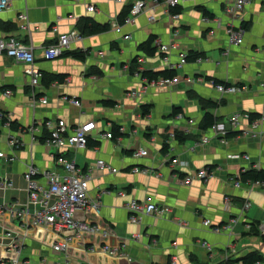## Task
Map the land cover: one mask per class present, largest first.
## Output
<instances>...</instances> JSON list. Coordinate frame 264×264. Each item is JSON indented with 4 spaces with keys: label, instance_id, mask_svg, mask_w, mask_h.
I'll return each mask as SVG.
<instances>
[{
    "label": "crops",
    "instance_id": "1",
    "mask_svg": "<svg viewBox=\"0 0 264 264\" xmlns=\"http://www.w3.org/2000/svg\"><path fill=\"white\" fill-rule=\"evenodd\" d=\"M135 1L12 0L0 12V37L32 45L41 75L63 76L61 83L48 85L41 78L35 91L47 104L32 108L26 66L0 55V152L14 158L0 159V181L12 184L0 187V207H26L23 175L28 164L40 172L63 171L54 162L53 150L43 143L47 125L58 121L69 130L87 121L96 124L86 148L69 149L63 158L89 173L88 199L100 200L98 211L87 207L76 214L96 231L72 242L66 253L52 249L59 237L52 231L21 227L4 212L0 257L16 259L17 264H242L240 258L252 252L264 258V190L251 183L234 186L240 172L253 167L264 171V140L258 136L264 125L251 126L264 117V0H252L236 18L225 14L232 0H193L175 9L177 20L162 5L146 0L152 12L123 24L121 13ZM90 6L94 10L88 12ZM23 14L27 29L20 19ZM150 14L155 21H148ZM85 20L107 29L89 33ZM227 28L243 32L241 45L229 43ZM70 32L82 38L61 57L44 60L43 51L57 34ZM151 37L156 52L148 57L138 47ZM76 51L86 54L83 61L68 56ZM181 54L186 63L170 69ZM188 54L194 55L191 60ZM166 55L168 63L163 61ZM164 70L175 71V84H145L140 75ZM216 86L242 90L220 95ZM108 100L114 104L106 106L103 102ZM205 113L216 123L226 122L223 140L214 138L211 129L199 128ZM235 114L240 115L239 125L232 129L227 121ZM250 115L259 117L252 122ZM9 122L17 129L11 130ZM113 126L118 128L115 135ZM107 133L110 138H105ZM204 139L208 143H202ZM10 141L15 142L12 148ZM164 144L166 153L161 152ZM138 150L147 155L134 157ZM172 159L186 161L188 167H173ZM98 160L117 173L99 170ZM206 167L209 177L197 179L195 173ZM134 168L141 172H132ZM145 199L169 207L171 214L133 221L125 205ZM231 220H236L231 230L214 231L231 226ZM247 225H256L259 235L249 234ZM7 232L18 240L7 241ZM103 246L117 249L115 255L104 254Z\"/></svg>",
    "mask_w": 264,
    "mask_h": 264
},
{
    "label": "built area",
    "instance_id": "2",
    "mask_svg": "<svg viewBox=\"0 0 264 264\" xmlns=\"http://www.w3.org/2000/svg\"><path fill=\"white\" fill-rule=\"evenodd\" d=\"M12 0H0V12L8 9ZM119 3L121 0H114ZM193 0H151V5H162L166 11L169 12L170 17L173 20H177L179 15L174 11L182 3ZM252 0H232L229 5L225 6V14L229 17L236 18L244 9L246 5L251 3ZM152 7V6H151ZM150 3L146 0H136L129 8L127 16L123 20V24H132L136 16L144 12H152ZM94 7L90 6L87 11H93ZM21 21L25 23V28L29 27L27 22V16L25 14L20 15ZM149 22L155 21L154 16L150 14L148 17ZM121 25L115 26V31L120 32ZM226 36L230 44L238 46L242 44V31L227 28ZM81 35L70 32L67 34H57L54 43L46 47L43 51V59L46 61L55 60L68 51H70V45L74 41L80 40ZM128 39L130 37H127ZM161 51L164 54L168 53L166 46L161 47ZM0 55L12 59L14 62L26 66V73L29 78L30 88V103L31 107L35 108L38 103L43 105L47 104V100L37 98L35 88L39 86L42 75L34 65L33 47L30 44H24L18 42L13 38L0 37ZM141 61V59H139ZM163 61L168 63L167 55L164 56ZM142 62V61H141ZM186 63V56L181 54L176 64H172L170 69L180 68ZM143 79V78H142ZM145 84L155 85L159 87H168L176 83V80L171 78L159 79L157 81H148L143 79ZM217 92L220 95L223 94H236L241 91L242 88L234 86H216ZM10 92H6L9 95ZM70 103L76 107L79 106L77 100L71 99ZM238 114L232 115L228 119V123L232 129L238 128L239 125ZM243 118L247 119L245 115ZM253 122V121H252ZM251 122V123H252ZM8 124V123H7ZM260 124L264 125V117H260L258 120L252 123V128L256 129ZM47 136L43 139L44 145L53 150L54 162L63 171L58 172L44 171L40 172L32 163L28 164L26 171L23 175L25 183V192L27 194L26 207L19 209L16 205H3L0 207V215L4 212L7 213L11 220L19 221L21 227L28 226L30 228H42L52 231L58 235L57 241L52 245V249L55 252L66 253L70 249L71 243L74 241H82L84 235L96 231L95 227H92L85 220H80L76 217V214L85 210L87 207L93 208L95 211L100 209V200L90 202L88 199V182L90 180L89 173L77 168L73 163L65 160L63 155L69 149H84L87 146V142L91 134L96 129V124L93 121H87L79 126H76L72 130L67 129L66 124L63 121H58L54 125H47ZM211 133L214 138L223 140L227 135L226 122H217L211 128ZM259 138L264 140V128L259 132ZM111 134H105V138H110ZM209 139L202 140V143H208ZM10 148L15 144L14 141H10ZM145 150H138L133 154L134 157L146 156ZM233 158H239L235 156ZM245 160L249 158L243 157ZM0 159L5 161L14 162V158L4 155L0 152ZM173 167H180L182 169L188 167L186 161H180L178 159H172L170 161ZM96 166L101 171H107L111 174L117 173V169L111 168L102 160L96 162ZM252 169H256L253 167ZM246 171V170H244ZM242 171V172H244ZM132 172L138 173L141 170L134 168ZM210 175L209 169H200L195 173L197 179L206 180ZM241 182L237 179L234 181L236 188L240 187ZM253 186L264 190V181L251 183ZM0 187L11 188L12 184L5 181H0ZM121 195V194H120ZM248 206V203L245 207ZM126 210L132 215L133 221L141 216L155 215L160 218H166L171 214V209L167 206H159L151 202L149 199L144 201L131 200L125 205ZM231 226L228 227H216L214 231L222 232L229 231L231 227L236 224V220L230 221ZM210 223L204 221V225L208 226ZM248 230L251 229V225H247ZM7 241H17L16 235L7 232L5 235ZM174 245V244H173ZM18 247V245H17ZM208 247V246H207ZM117 249H110L107 246H103L101 251L109 256H114ZM19 255V250H18ZM130 261L129 258H127ZM0 264H17V260L13 258L0 257Z\"/></svg>",
    "mask_w": 264,
    "mask_h": 264
},
{
    "label": "trees",
    "instance_id": "3",
    "mask_svg": "<svg viewBox=\"0 0 264 264\" xmlns=\"http://www.w3.org/2000/svg\"><path fill=\"white\" fill-rule=\"evenodd\" d=\"M130 8V7H129ZM129 8L125 9L122 13L121 16L119 18V20H121V22H123L124 18L127 16ZM176 11V10H175ZM174 11V12H175ZM206 13L204 12V15ZM84 25H89L90 29H89V33H99V32H103L107 29L106 26H97L94 23L85 20L84 21ZM154 43V38H149L147 41H145L144 43H142L138 49L144 53L146 56L151 57L155 54L156 49L152 46V44ZM68 56L76 59V60H80L83 61L86 57V54L84 52H72L69 53ZM193 54H188L187 55V60H191L193 58ZM134 63L136 62V59H134L133 61ZM141 78L143 79H147L149 81H153L156 80L158 78L161 79H171L173 77L176 76V73L174 70H164V71H159V72H151V71H146V72H142L141 74ZM46 77V78H45ZM53 81H57L59 83H61L63 81V76H54V75H42V83L44 85H48ZM214 84H221L218 81H213ZM106 106H112L114 104V102L112 101H104L103 102ZM177 111H173V114H175ZM259 116L258 115H250L249 119L250 121H253L255 119H257ZM216 119L212 116V114L210 113H205L202 121L199 125V128L202 130H208L211 129L214 124L216 123ZM5 124V122H4ZM9 127L11 130H16L17 126L14 122H9ZM118 131V128L113 126L112 127V132L115 135V133ZM227 136V135H226ZM229 136V135H228ZM174 138L180 142L182 141L180 138V134L178 133H174ZM44 141V140H43ZM89 143V140L87 142V145ZM167 148L168 146L166 144H164L162 146L161 152L162 153H166L167 152ZM206 169H209L208 167H206ZM237 180L241 183H256V182H263L264 181V171L260 170V169H249L246 170L244 172H240ZM251 235L254 236H258V230L256 225H251V229L249 230ZM239 262H241L242 264H264V258L261 257L259 254H256L255 252L249 253L243 257L240 258Z\"/></svg>",
    "mask_w": 264,
    "mask_h": 264
}]
</instances>
